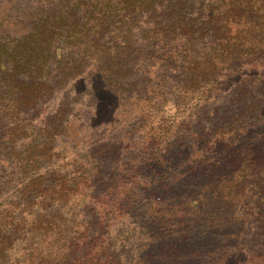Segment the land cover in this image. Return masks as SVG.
<instances>
[{
	"label": "trees",
	"instance_id": "obj_1",
	"mask_svg": "<svg viewBox=\"0 0 264 264\" xmlns=\"http://www.w3.org/2000/svg\"><path fill=\"white\" fill-rule=\"evenodd\" d=\"M0 264H264V0H0Z\"/></svg>",
	"mask_w": 264,
	"mask_h": 264
},
{
	"label": "rangeland",
	"instance_id": "obj_2",
	"mask_svg": "<svg viewBox=\"0 0 264 264\" xmlns=\"http://www.w3.org/2000/svg\"><path fill=\"white\" fill-rule=\"evenodd\" d=\"M175 99H174V95H172V94H169V96L168 97H166V100H165V104H162L164 101L163 100H161L160 101V110H158V112H157V117H159V118H164L165 120H167L168 122H170V121H172L173 119H174V117H178L179 116V113L177 114L176 112H175V110H174V108L172 107L173 105V101H174ZM223 100H225V99H223ZM164 109L165 110H167L168 109V113H165V111H164ZM164 111V115H162V112ZM212 126V125H211ZM212 130H213V128H211ZM200 148V147H199ZM190 152H188V154H189ZM206 153H204V155H205ZM154 171H155V173L157 174V171H158V169H154ZM148 170H146V176H148ZM13 188H14V186H13ZM12 191H13V189H12ZM15 196V193H12L11 191H10V193H7L4 197H8V196ZM6 202V201H5Z\"/></svg>",
	"mask_w": 264,
	"mask_h": 264
}]
</instances>
